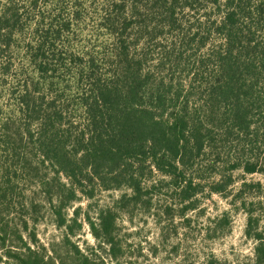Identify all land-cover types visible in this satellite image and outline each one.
Listing matches in <instances>:
<instances>
[{"label":"trees","instance_id":"obj_1","mask_svg":"<svg viewBox=\"0 0 264 264\" xmlns=\"http://www.w3.org/2000/svg\"><path fill=\"white\" fill-rule=\"evenodd\" d=\"M40 1L29 4L34 8ZM100 24L111 40L79 74L82 119L65 122L56 98L46 100L33 82L12 91L26 127H36L31 135L42 162H50L59 179L60 217L80 193L92 197L96 186L129 188L137 202L167 178L184 210L205 190V176L214 174L210 190L222 193L234 183L236 169L264 175V0H105ZM24 26L20 4L0 3L2 75L11 71L15 37ZM69 26L64 21L43 29L38 23L34 29L36 39L26 47L41 75L55 70L52 62H62L56 42ZM6 137L2 127L1 150ZM155 170L163 176L157 181ZM7 176L0 175V258L13 264H99L77 245L72 261L58 260L39 249L33 232L26 239L27 213L16 220L6 205ZM247 213L256 264H264L259 217ZM90 224L95 236L113 239L110 209Z\"/></svg>","mask_w":264,"mask_h":264},{"label":"rangeland","instance_id":"obj_2","mask_svg":"<svg viewBox=\"0 0 264 264\" xmlns=\"http://www.w3.org/2000/svg\"><path fill=\"white\" fill-rule=\"evenodd\" d=\"M6 1L10 0L0 3ZM14 2L24 9L25 26L15 37L11 71L0 73V131L2 127L7 130L6 148H0V175L7 172L9 177L5 200L10 217L18 220V213H27L30 228L22 230L26 239L33 232L36 245L45 255L67 261L75 258L77 245L99 264H256V240L247 234V211L251 209L258 215L256 231L264 235L261 173L234 170V183L222 193L210 190L216 176H205V190L198 193L192 207L184 210L167 178L137 202L129 188L106 190L96 186L92 197L80 193L75 201L61 207L60 217L56 195L59 179L50 162H42L35 136L31 135L36 127H26L27 120L18 114L12 91L25 80L33 82L46 100L56 98L65 122L82 119L77 96L83 83L79 74L85 70L89 56H101L111 40L100 24L105 0H41L34 8L30 0ZM64 21L70 26L56 42V51L62 53L63 60L52 62L55 70L41 75L29 60L26 43L35 41L38 23L46 29ZM166 72L171 73L167 68ZM162 177L155 170L152 180ZM61 178L66 181L64 176ZM257 181L262 185L254 186ZM103 209L115 214L116 229L111 240L95 236L91 228L90 221L98 224ZM6 259L3 255L0 264H13Z\"/></svg>","mask_w":264,"mask_h":264}]
</instances>
